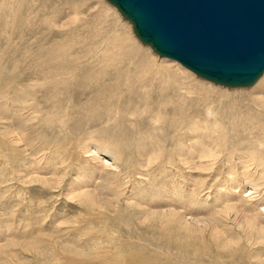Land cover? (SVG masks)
I'll return each mask as SVG.
<instances>
[{
  "label": "bare ground",
  "instance_id": "1",
  "mask_svg": "<svg viewBox=\"0 0 264 264\" xmlns=\"http://www.w3.org/2000/svg\"><path fill=\"white\" fill-rule=\"evenodd\" d=\"M27 2L28 0H0V21L4 28L9 30V45L12 44L19 25L28 22V18L32 15L28 7H25L28 6ZM34 2L35 0L32 2L33 5ZM92 10H95V7H90L87 12ZM98 12L97 15L94 13L91 16L86 28L98 27L101 11ZM72 14L74 16L70 18L68 12L61 13L58 21L52 20L49 24L64 30L78 21L76 10ZM46 21L48 20L44 19L42 22ZM124 21L121 20L123 26ZM95 30L90 34V38L86 36L88 34L82 35L78 31L69 34L68 37L63 34L64 37L59 42L56 41L45 49V56L41 54L39 57L35 56L37 65L30 71L29 84L22 87L19 85L21 87L17 91L19 95L14 93L15 99L12 97L8 100V98L7 102H4L0 120L3 122L9 119V116L7 117L9 113L4 112L6 105L15 109L13 108L15 103L26 104L30 99L40 96L37 94L44 93L41 95L42 102L47 104L46 106L49 105L50 109L46 110L49 111L47 116L45 115V124L48 123L46 126L51 127L52 123H55V129L61 131L68 122H74L68 125L69 128L74 126L69 129L70 133L72 129L76 130L77 122L83 123L80 127L83 130H88L89 126L97 124L100 125L98 133L113 134L109 140L113 145L112 148L131 152L133 160L143 159L148 165L151 154H160L161 178L164 174H169L177 185L178 176L186 174L184 178L193 185L190 187V184H187L191 189L186 192L185 202L193 201L195 191L192 188L195 182L206 183L205 185L215 182V186L217 183L213 195H206L210 197L207 200H210L208 205L212 211L205 219L202 217L196 220L187 219L183 213L177 212L174 207L171 208L172 206L167 209L159 205L160 209H154L151 204L146 205L141 200L137 203V206H141V211L139 210V217L136 220L142 226L149 225L151 230L146 231L147 233L157 231L160 238L162 233L170 234L168 241L173 244L172 246L176 245L174 242L178 233L182 235L181 239L185 236L193 241L195 251H201L202 247L207 244L209 247L210 244L217 252L218 264L224 258L234 259L239 254L237 250L241 252L240 249L249 259L247 264H264V75L252 86L245 88L214 85L211 82L210 85L214 89L220 86L218 91L221 90L219 94L223 99L208 98L205 94L196 92V81L203 80L198 79V76L193 77L178 63L158 59L150 51L149 46L144 45L134 35L122 34L123 39L117 38L113 40L115 42L110 41L115 35L108 36L103 41L101 52H96L93 47L98 41L101 29L99 30L98 27V30ZM2 31L7 33L5 30ZM86 41L90 42L87 50L84 48L85 51L80 53H71L75 46L85 44ZM53 51L55 53H52ZM146 52H149V55H146ZM187 77L192 78L194 83L187 82ZM1 96L4 97L6 94L2 93L0 99ZM0 107L2 108V105ZM15 117L13 119H16ZM16 121L18 120L14 123ZM127 121L131 127L127 125L128 123L125 125L124 122ZM9 126L4 128L3 136L12 135L11 137L18 144L24 142V138L23 140L20 137L15 138L14 133L16 135L18 133ZM20 130L21 128L18 129ZM95 132L97 131L87 132L89 134L86 139L95 137L97 134ZM123 135H126L124 139L127 140L121 144L120 138ZM32 145L29 140L24 142L22 149L25 155H28L27 148ZM96 152L85 151L93 155H96ZM93 155H90V160L98 162ZM28 156L33 155L30 153ZM138 163L142 167L145 166L141 161ZM104 167L103 163L98 162L94 173L88 178L90 180L95 178L97 173L106 170ZM162 182L159 184L162 192L159 191V196H165V185ZM92 185L93 188H89L90 183H87V186H80L77 192L75 191V196L84 198L87 195V199L91 200L98 188L97 184ZM246 187L250 188L247 190L248 195L244 196ZM151 219L153 220L149 223ZM234 233L241 237L238 240L227 239L226 236ZM104 260L109 262L111 258ZM118 261L129 264L124 257L114 260V262Z\"/></svg>",
  "mask_w": 264,
  "mask_h": 264
},
{
  "label": "rangeland",
  "instance_id": "2",
  "mask_svg": "<svg viewBox=\"0 0 264 264\" xmlns=\"http://www.w3.org/2000/svg\"><path fill=\"white\" fill-rule=\"evenodd\" d=\"M32 2L33 0H28V6H25L32 12V15L27 17L28 22L19 25L11 45L8 44L9 30L4 28L0 21V95L4 93L8 96L7 98L1 96L0 115L6 100L8 98L10 100L12 97L15 99L17 91L22 86L29 84L30 71L37 65L35 56H45V49L52 46L54 42H59L64 37L63 34L68 37L69 34L78 31L82 35L88 34L86 36L90 38V34L95 29L98 30L99 27L101 32L93 47L99 53L103 49V41L108 36L115 35L114 39H110L111 42L117 38L123 39L122 34L134 35L137 38L132 24L106 0H35L34 5ZM90 7H95V10L87 12ZM32 9L34 10L32 11ZM72 10H76L78 18V21L72 26L59 30L49 24L52 20L58 21L61 13L64 14V12H68L69 17L72 18V15L74 16ZM98 11H101L98 27L91 26V29L88 26L86 28L91 16L94 13L97 15ZM99 14L98 12V18ZM24 15H28V13H24ZM44 19L48 21L43 23ZM123 19L125 20L124 26L121 24ZM2 30L7 33L5 34ZM88 44L90 42L86 41L85 44L75 46L71 53L87 50ZM150 51L158 59L170 61L158 56L151 48ZM26 53L28 56H25ZM148 53L145 54L149 55ZM158 59L157 61H159ZM27 71L28 73H26ZM191 75L197 78L195 74L191 73ZM8 76L9 78H7ZM11 77L15 79L13 80ZM188 78L187 82L193 81L194 83L192 78H189L190 80ZM198 79L203 81H196V92L205 94L208 98L223 99L219 94L221 90L218 91L221 85L218 89H214L210 85L211 82L200 77ZM216 92L218 93L215 95ZM43 94L39 93L37 95L40 96L30 99L31 103H15L13 106L15 109L6 105L4 112L9 113L6 114L9 119L3 122L0 120V264H125L119 261L114 262L119 257H124L129 264H218L217 252L210 244L209 247L208 244L202 247L201 251H195L193 241L185 236L181 239L182 235L178 233L176 236L178 238H175V242L173 241L176 245L172 246L173 244L168 241L170 234L162 233V238H160L157 231L156 233H147L146 231L151 230L149 225L142 226L136 220L139 217V210L141 211V206H137V203L141 200L146 205L151 204L154 209H160L159 205L167 209L172 206L171 208L174 207L175 210H178L177 212L183 213L187 219L196 220L200 217L205 219L206 216L211 215L212 211L208 205L210 200H207L210 197L206 195H213L217 183L215 186V182H210L207 186L206 183L195 182L192 190L195 191L196 197L193 196V201H189V203L185 202L186 192L190 191L189 186L193 185L187 181V178H184L186 174L178 176L177 185L169 174L162 176V182L160 154H151L148 165L143 159L133 160L131 152L112 148L113 145L109 140L113 134L98 133L100 125L97 124L89 126L88 130H83L80 128L83 123L77 122L76 130L72 129L70 133L69 129L74 126L69 128L68 125L74 122H68L61 131L55 129V123H52L51 127L50 125L46 126L48 123L45 124V118L49 112L46 110L50 109L49 105L46 106L47 104L42 102L43 96L41 97V95ZM90 94L89 92L88 95ZM19 108L21 110H18ZM14 117L16 119H13ZM15 120L18 121L14 123ZM124 123L126 125L128 121ZM127 125L130 126V123ZM8 126L18 133L17 135L14 133L15 138L20 137L24 138V142L27 140L32 142V147L27 148L28 155L31 153L32 157L23 152L24 142L18 144L11 137L12 135L10 137L3 136L4 128ZM20 128L21 130L18 131ZM92 131H97L95 137L86 139L89 134L87 132ZM125 136L123 135L121 140L118 138L121 144L127 140L124 139ZM86 150L97 152L96 155H93V153H85ZM90 155H93L98 162L103 163L106 167V170L100 171V174L95 172L96 176L92 180L88 176L94 173L98 162L90 160ZM138 161H141L145 166H140ZM161 182L165 185V196L158 195L159 191L162 193L159 186ZM87 183H90L89 188L94 187L93 183L98 185L96 193L92 198L90 195L91 200L87 199V195L84 198H77L75 191L80 186H87ZM249 188H245L244 196L248 195ZM94 198L96 199L94 200ZM226 237L238 240L241 236L234 233ZM237 243L239 242L237 241ZM240 251L237 250V254H239L235 257L236 259H230V261L228 258H224L219 264H232V262L237 264L238 259H240L238 264H247L248 257L243 255L241 249ZM240 254L241 256H239ZM92 258L95 259L90 261ZM103 258H111V261L106 262Z\"/></svg>",
  "mask_w": 264,
  "mask_h": 264
},
{
  "label": "water",
  "instance_id": "3",
  "mask_svg": "<svg viewBox=\"0 0 264 264\" xmlns=\"http://www.w3.org/2000/svg\"><path fill=\"white\" fill-rule=\"evenodd\" d=\"M158 56L226 87L264 73V0H106Z\"/></svg>",
  "mask_w": 264,
  "mask_h": 264
}]
</instances>
